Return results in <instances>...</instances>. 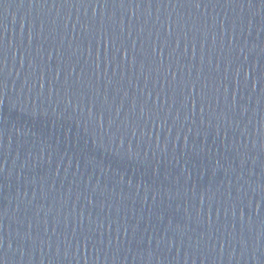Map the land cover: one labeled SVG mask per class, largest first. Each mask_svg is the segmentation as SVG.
<instances>
[{
	"label": "water",
	"instance_id": "1",
	"mask_svg": "<svg viewBox=\"0 0 264 264\" xmlns=\"http://www.w3.org/2000/svg\"><path fill=\"white\" fill-rule=\"evenodd\" d=\"M139 2L0 0L5 264H264V0Z\"/></svg>",
	"mask_w": 264,
	"mask_h": 264
},
{
	"label": "snow or ice",
	"instance_id": "2",
	"mask_svg": "<svg viewBox=\"0 0 264 264\" xmlns=\"http://www.w3.org/2000/svg\"><path fill=\"white\" fill-rule=\"evenodd\" d=\"M98 3H101L102 7H107L109 0H97ZM120 7H132V3L135 2L136 7H140L139 0H118ZM190 3L192 6L199 8L201 0H190ZM120 47L123 48V41L120 42ZM125 56H127V52L124 53ZM171 55V53H170ZM113 59H115V55L113 56ZM162 63V61H161ZM173 80H175V75L173 74ZM203 111V108L201 109ZM3 173V167L0 165V174ZM2 187V186H0ZM91 202V201H90ZM2 215V213H0ZM0 248H2V237H0ZM0 264H5V257L2 253H0Z\"/></svg>",
	"mask_w": 264,
	"mask_h": 264
}]
</instances>
